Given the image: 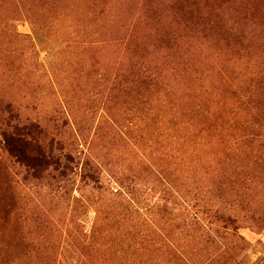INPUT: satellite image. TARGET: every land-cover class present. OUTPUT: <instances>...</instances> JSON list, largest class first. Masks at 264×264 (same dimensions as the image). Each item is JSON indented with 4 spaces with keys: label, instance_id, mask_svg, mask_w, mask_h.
I'll use <instances>...</instances> for the list:
<instances>
[{
    "label": "rangeland",
    "instance_id": "obj_1",
    "mask_svg": "<svg viewBox=\"0 0 264 264\" xmlns=\"http://www.w3.org/2000/svg\"><path fill=\"white\" fill-rule=\"evenodd\" d=\"M16 127L74 164H19ZM44 243L50 264H264V0H0V264Z\"/></svg>",
    "mask_w": 264,
    "mask_h": 264
},
{
    "label": "trees",
    "instance_id": "obj_2",
    "mask_svg": "<svg viewBox=\"0 0 264 264\" xmlns=\"http://www.w3.org/2000/svg\"><path fill=\"white\" fill-rule=\"evenodd\" d=\"M25 136L26 133H24L21 128H14L11 133L12 142L14 143L10 144L11 141H9L6 143V147L9 153H12L19 164L25 166L32 172L46 171L52 168L53 171L62 174V172L70 168L68 167L69 165L74 164L73 156L71 154L65 153L64 148L62 147L58 149V155H52L51 151L50 153L47 151L45 152V149L42 147H37L36 151L34 150V152L32 151L30 153L27 149L31 148V146L24 140ZM57 145H60V143H57ZM19 150H22L20 154ZM52 245H50L51 248ZM47 247L48 246L46 243H44V245L41 247L43 252L40 253V255L44 264H50L51 258L53 257L52 253L47 252ZM51 248L49 249L51 250Z\"/></svg>",
    "mask_w": 264,
    "mask_h": 264
}]
</instances>
